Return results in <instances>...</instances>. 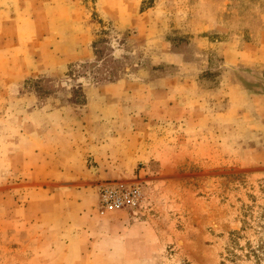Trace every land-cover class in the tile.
Listing matches in <instances>:
<instances>
[{"label":"rangeland","instance_id":"1","mask_svg":"<svg viewBox=\"0 0 264 264\" xmlns=\"http://www.w3.org/2000/svg\"><path fill=\"white\" fill-rule=\"evenodd\" d=\"M217 2L232 34L257 41L264 0ZM114 4L0 0V264H264L261 107L254 100L224 120L227 102L203 94L221 81L217 53L199 79L198 109L193 99L182 112L172 101L151 109L136 86L119 112L113 92L99 97L108 119L89 126L85 92L130 73L143 43L128 16L105 14ZM166 36L175 51L188 41L179 29ZM261 72L235 74L263 94ZM103 186H137L141 202L102 208Z\"/></svg>","mask_w":264,"mask_h":264},{"label":"crops","instance_id":"2","mask_svg":"<svg viewBox=\"0 0 264 264\" xmlns=\"http://www.w3.org/2000/svg\"><path fill=\"white\" fill-rule=\"evenodd\" d=\"M98 1L104 6L107 0ZM114 1L112 8H103L105 14L113 19L119 15L128 16V28L132 29L134 36L143 43L133 51L131 61L135 67L133 68L132 64L129 66L130 73L116 82L93 86L85 92V112L95 121H90L89 126L103 125L101 121L108 119L105 117L108 108L105 105L102 108V105L97 103L99 97L109 91L113 92L118 98V104H113V108L119 112L120 98H132L135 95L132 87L136 86L145 91V96L154 98L150 102L151 109L155 110V105H162L164 109L169 101H172L173 106L170 108L174 107L182 112L185 109L181 105L188 99L195 100L197 105L194 109H198L201 105V98L197 95L200 90L199 79L203 74L210 72L209 60L214 53H217L221 60V81L214 91H204L203 94L211 99L227 102V107L221 112L227 122L231 121L235 110L245 109L242 107L255 100L260 103L259 115L264 122V93L258 94L248 90L235 74L240 66L255 72L264 71V27H259L262 31L257 41H247L242 36L232 34V21L227 18L229 10L220 7L217 0H177L175 5L169 0H159L144 10L140 8L141 0ZM240 21L235 23L236 30L244 29V23ZM168 29H179L182 34L188 36L189 42L187 41L181 49L173 50L166 36ZM166 66L175 67L176 75L158 77L154 74L156 69ZM260 74L262 75V72ZM171 84H175L174 89L169 87ZM117 116L119 119V115ZM255 119L260 118L256 116Z\"/></svg>","mask_w":264,"mask_h":264},{"label":"built area","instance_id":"3","mask_svg":"<svg viewBox=\"0 0 264 264\" xmlns=\"http://www.w3.org/2000/svg\"><path fill=\"white\" fill-rule=\"evenodd\" d=\"M141 202L139 187L103 186L99 190V204L102 208H136Z\"/></svg>","mask_w":264,"mask_h":264},{"label":"trees","instance_id":"4","mask_svg":"<svg viewBox=\"0 0 264 264\" xmlns=\"http://www.w3.org/2000/svg\"><path fill=\"white\" fill-rule=\"evenodd\" d=\"M93 48H94V44H93ZM96 49V48H95ZM95 54H96V51H95ZM251 253H253V256H255L256 258L258 257V255L255 253V251H252L251 250ZM227 255H228V257H227V260H230L231 262H232V260H235V259H237L239 256L235 253V251H234V248H232V249H228L227 250ZM259 259V258H258ZM257 259V260H258ZM186 264H188V263H186ZM257 264H259V263H257Z\"/></svg>","mask_w":264,"mask_h":264}]
</instances>
